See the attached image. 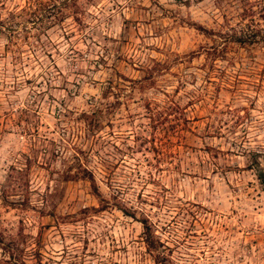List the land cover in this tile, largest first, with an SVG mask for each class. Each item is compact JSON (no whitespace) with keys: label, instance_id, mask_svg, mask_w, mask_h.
<instances>
[{"label":"rangeland","instance_id":"1","mask_svg":"<svg viewBox=\"0 0 264 264\" xmlns=\"http://www.w3.org/2000/svg\"><path fill=\"white\" fill-rule=\"evenodd\" d=\"M257 171L264 0H0V264H264Z\"/></svg>","mask_w":264,"mask_h":264},{"label":"trees","instance_id":"2","mask_svg":"<svg viewBox=\"0 0 264 264\" xmlns=\"http://www.w3.org/2000/svg\"><path fill=\"white\" fill-rule=\"evenodd\" d=\"M255 175H256L258 182L264 187V173L262 171H257V173ZM140 223H141V227L143 228L142 234L144 236V242L146 245V249L151 250V249L155 248L156 245L154 244V242L151 238V232L149 229L150 226H149L146 219H141Z\"/></svg>","mask_w":264,"mask_h":264}]
</instances>
